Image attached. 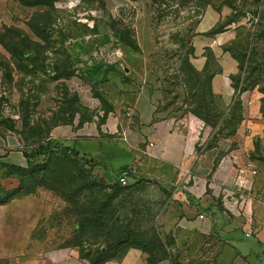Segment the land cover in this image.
<instances>
[{
  "label": "rangeland",
  "instance_id": "obj_1",
  "mask_svg": "<svg viewBox=\"0 0 264 264\" xmlns=\"http://www.w3.org/2000/svg\"><path fill=\"white\" fill-rule=\"evenodd\" d=\"M47 3L26 5L21 0H0V136L20 137L24 147L31 151L39 140L50 141L52 130L62 124L77 127L97 124L109 132L118 120L120 131H124L135 119L136 101L140 103L148 98L156 102V112L167 110L196 118L213 140L229 133L224 129L227 124L231 127L237 124L239 114L233 109L238 101L232 100L228 105L216 97L217 106H210L212 119L217 123H207L192 112L196 106L192 96L199 88L193 86L196 78L190 81L188 65L200 63L204 57L199 59L198 54L203 50L213 69H220L218 81L224 79L223 73L231 77L237 69L236 61L220 51L222 34L228 30L234 33L231 41L249 40L248 58L256 49L263 60L264 37L260 35L264 30V0H51ZM217 20L215 27L209 29ZM227 22L230 24L225 31L213 34ZM121 32L137 48L126 44ZM250 66L247 59L240 87L249 86L248 92L263 98L264 71L247 79ZM217 89L223 99L230 98L231 89L226 84L220 83ZM259 156L264 161V152H259ZM114 157H110L111 163L115 162ZM46 158L39 156L36 160L42 162ZM77 158L86 174L100 176L93 159L80 155ZM2 169L0 179L4 178ZM115 171L109 183H119L124 189L107 210L112 228L118 225L138 234L142 242L154 241L148 249L156 264L162 261L219 263L216 255L199 248L170 249L179 236L174 232L178 222L167 219L175 213L167 204L172 206L174 200L179 201L173 190L158 181L131 176L128 184L122 185L119 177L123 171L118 168ZM4 187L7 188L0 181V199L6 197ZM33 195L45 204L34 237H27L30 234L27 229L20 232L2 229V224L15 228L17 222L13 213L0 210V220L7 219L0 221V264L75 244L92 253L105 245L99 230L76 229V208L58 190L37 186ZM89 195L84 192L80 205L90 199ZM9 207L11 210L16 206ZM238 231L242 242L255 240L254 236L246 237L242 230ZM139 238L129 244L138 245ZM202 242L193 244L203 245ZM24 247V254L19 256ZM109 253H116L115 246L109 247Z\"/></svg>",
  "mask_w": 264,
  "mask_h": 264
},
{
  "label": "crops",
  "instance_id": "obj_2",
  "mask_svg": "<svg viewBox=\"0 0 264 264\" xmlns=\"http://www.w3.org/2000/svg\"><path fill=\"white\" fill-rule=\"evenodd\" d=\"M221 38L220 51L229 54L223 46L234 38V33L228 30ZM198 57L204 59H200L198 64L194 62V65L202 69L207 60L203 50ZM236 64L235 73L238 72L237 61ZM222 77L228 81L223 78L218 81L217 73L212 82L213 90L230 105L235 89L228 74L223 73ZM220 83L231 89L228 100L223 99L217 89ZM261 98L255 92L241 93V119L236 131L214 140L196 118L167 110L156 112V102L150 98L142 99L144 102L140 103L136 101L135 119L132 126L124 131H120L118 120L113 122L115 124L109 132L97 124L82 127L62 124L52 130L50 139L92 158L96 172L108 182L113 180L115 168H118L127 173V179L131 176L133 179L158 181L168 190H173L179 201L175 203L172 199V206L167 204L169 210L175 212L167 219L178 222L174 232L179 236L170 249L185 247L191 251L199 248L216 255L218 264H264V161L259 156V152H264ZM23 149L20 137L0 136V170L3 163L25 166L27 159ZM110 157H114L115 162L111 163ZM187 170L194 174V180L186 179ZM0 181L7 188H15L19 184L18 178L13 176H4ZM13 204L20 208L10 210L9 206ZM3 209L13 213L17 224L15 228L2 224V229L14 232L27 229L30 231L27 237H31L44 213L45 204L36 196L28 195L0 205V210ZM200 214L205 218L200 219ZM5 220L3 217L0 221L3 223ZM238 230H242L246 237L254 236L255 240L242 242ZM248 231L252 232L251 236L246 235ZM201 240L203 245L193 244ZM10 264L92 263L81 257L78 247H69L49 250L37 256H22ZM102 264L151 263L144 251L132 248L122 259ZM159 264L167 263L162 261Z\"/></svg>",
  "mask_w": 264,
  "mask_h": 264
},
{
  "label": "trees",
  "instance_id": "obj_3",
  "mask_svg": "<svg viewBox=\"0 0 264 264\" xmlns=\"http://www.w3.org/2000/svg\"><path fill=\"white\" fill-rule=\"evenodd\" d=\"M21 1L26 5L48 4L47 2H51V0ZM229 24L230 22L224 23L218 30H214L213 34L225 31ZM260 36L264 37V30ZM121 37L130 47L137 48L136 43L130 40L129 37L122 32ZM235 39L223 46V50L229 53L234 60L237 61L239 72L231 74L230 77L232 80V86L235 89L233 100L239 102L233 110L238 111L239 118L236 125L231 127L230 124H227L225 126L224 129L229 130L227 135L236 131L237 125L241 119L242 106L239 95L248 89H251L249 86L243 88L240 87V83L243 79L242 71L244 70L245 61L248 59L251 64L250 74L247 76V79L254 78V74L258 71H264V59H259L256 49L252 50L248 58L249 40L244 39L237 41ZM13 53L16 54V52ZM212 55L215 57L213 52ZM205 56L207 60L202 69H198L193 63H189L188 65V70L191 75L190 81H192L193 77L196 78V83H194L193 86L199 88V91L192 96L193 102L196 103L192 112L198 116V118L203 119L207 123L210 121L217 123V120L212 119V108L210 104L215 107L217 106L216 97L218 96L214 93L212 82L214 76L220 69L218 71L214 70L213 64L209 60L207 54H205ZM261 66H263V68H261ZM261 91L264 92V87ZM262 102L264 103V97L262 98ZM262 111L264 114V104ZM215 125L216 124H214V126ZM53 141L54 140L52 139H50V141L39 140L34 144L31 151L27 147H24L23 152L27 159V164L25 166L8 163H3V165H1L4 169L3 175L6 177H17L19 184L15 188H3L6 197L0 199V205L6 204L15 198L33 195L37 186H46L58 190V192L76 208L75 210L77 211L78 217L76 229H83L84 232L89 228L96 229L100 231V236H104L103 244L105 245L101 246L95 253L90 252L81 244H75L74 247L79 248L82 258L89 260L92 264H102L108 260H120L131 248H139L147 254L149 263L156 264V260L148 249L149 245L155 244L154 241L150 240L142 242L141 238L138 237V234L129 229H120V226L118 227V225H114L113 228L111 227L112 221L108 217L107 210L110 203L124 188L121 187L119 183L110 185L111 183H109L104 176L86 174V170L81 168L78 164L77 157L80 154L70 147L62 146L58 141ZM39 156H47V158L41 162L36 160ZM6 170H8V173ZM125 173L126 172L123 171L121 175ZM84 192L90 193L88 196L90 199L80 205V197ZM34 236L35 231L32 234V237ZM137 238L140 239L138 245L129 244V242ZM113 246L116 248V253L110 254L109 247ZM118 251H121L120 255H117Z\"/></svg>",
  "mask_w": 264,
  "mask_h": 264
},
{
  "label": "built area",
  "instance_id": "obj_4",
  "mask_svg": "<svg viewBox=\"0 0 264 264\" xmlns=\"http://www.w3.org/2000/svg\"><path fill=\"white\" fill-rule=\"evenodd\" d=\"M186 179L189 181V180H194L195 179V176L194 174L190 171V170H187L186 171ZM119 182L120 184L122 185H127L128 184V181H127V173L123 174L120 176L119 178ZM200 219H204L205 218V215L204 214H200L199 215ZM247 236H251L252 235V232L251 231H248L246 233Z\"/></svg>",
  "mask_w": 264,
  "mask_h": 264
}]
</instances>
